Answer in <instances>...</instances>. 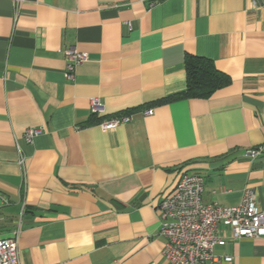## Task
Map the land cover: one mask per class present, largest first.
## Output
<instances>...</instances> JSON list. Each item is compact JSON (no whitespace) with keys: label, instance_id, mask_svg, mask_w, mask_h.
I'll list each match as a JSON object with an SVG mask.
<instances>
[{"label":"crops","instance_id":"0c3cea01","mask_svg":"<svg viewBox=\"0 0 264 264\" xmlns=\"http://www.w3.org/2000/svg\"><path fill=\"white\" fill-rule=\"evenodd\" d=\"M69 47L88 55L72 79ZM186 54L229 84L157 102L185 90ZM184 173L205 204L250 188L264 209V0H0V238L17 231L18 264H169L157 205ZM214 253L264 264V239Z\"/></svg>","mask_w":264,"mask_h":264},{"label":"built area","instance_id":"2783aa9c","mask_svg":"<svg viewBox=\"0 0 264 264\" xmlns=\"http://www.w3.org/2000/svg\"><path fill=\"white\" fill-rule=\"evenodd\" d=\"M13 1L17 5L21 0ZM63 54L66 62L64 75L72 79L75 67L87 59V52L69 47ZM89 107L92 114L103 111L101 100L95 96L89 98ZM151 113L152 109L144 111L145 115ZM130 120V114L116 116L102 120L99 127L112 130ZM39 132V129H26L23 133L25 142L30 143ZM261 153L262 148L255 147L247 149L244 156L252 160ZM18 164L23 167L22 154H19ZM203 188L201 176L184 173L173 191L157 205L158 233L165 239L161 253L169 264H218L221 261L231 264L232 256L214 253L217 246L241 238L264 239V209L257 206L250 188L243 191L241 202L235 206L203 203ZM2 201L8 203L5 198ZM0 264H18L17 231L10 237L0 238Z\"/></svg>","mask_w":264,"mask_h":264},{"label":"trees","instance_id":"16d2710c","mask_svg":"<svg viewBox=\"0 0 264 264\" xmlns=\"http://www.w3.org/2000/svg\"><path fill=\"white\" fill-rule=\"evenodd\" d=\"M184 68L186 73L185 90L157 102L162 103L186 98H207L230 82L229 76L219 71L213 62L205 57L186 54Z\"/></svg>","mask_w":264,"mask_h":264}]
</instances>
